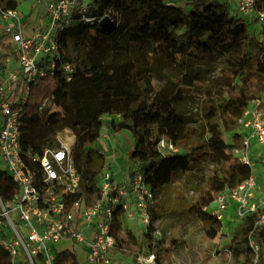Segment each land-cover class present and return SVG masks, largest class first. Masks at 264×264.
Masks as SVG:
<instances>
[{
	"label": "trees",
	"instance_id": "16d2710c",
	"mask_svg": "<svg viewBox=\"0 0 264 264\" xmlns=\"http://www.w3.org/2000/svg\"><path fill=\"white\" fill-rule=\"evenodd\" d=\"M17 5V0L1 1L3 7ZM255 7L264 11V0H255ZM86 17L91 20L76 16L58 37L60 59L73 63L70 75L57 70L33 85L27 95L21 116V155L27 157L42 146L57 144L56 132L70 130L75 137L72 157L80 174V190L70 199L83 196L86 204L99 195L97 177L106 158L97 141L103 128L126 130L132 136L133 147L126 157L137 163V171L154 197L173 174L189 171L205 160L215 169L207 191L188 211L213 226V236L221 222L202 207L250 174V166L239 162L231 149L242 145L237 129L245 108L264 93V41L251 33L242 17L230 13L225 0H92ZM104 17L108 23L103 25ZM4 39L0 34L1 55L7 49ZM213 56H218L222 65L212 92L205 96L206 137L185 145L183 152L163 153L157 146L160 138L174 143L186 133L176 106L185 100V87L198 79L183 73L188 62ZM44 100L48 104L40 111ZM0 189L5 200L18 191L1 168ZM149 212L150 224L141 240L122 231L121 212L115 214L112 226L117 249L124 245L137 250L147 247L157 254L167 251L162 240L154 241L151 235L152 204ZM257 220L256 213H249L233 225L222 246L231 252L232 264H246L250 259V235L259 246L258 264H264V226ZM0 264H10L2 249ZM55 264L78 262L63 250L56 254Z\"/></svg>",
	"mask_w": 264,
	"mask_h": 264
},
{
	"label": "built area",
	"instance_id": "2783aa9c",
	"mask_svg": "<svg viewBox=\"0 0 264 264\" xmlns=\"http://www.w3.org/2000/svg\"><path fill=\"white\" fill-rule=\"evenodd\" d=\"M1 1L0 34L6 36L3 45L7 49L0 54V168L17 184L18 191L11 199L0 195V249L6 251L10 264H55L56 254L63 250L76 258V247L84 256L82 262L76 259L78 264H119L115 253L121 257L128 251L134 254V264H172L147 247L137 250L135 246L127 249L121 245L117 249L112 226L117 212H121V227L124 219L136 215L143 231L150 224L149 208L154 195L138 167L134 165L133 174L126 173L122 181L114 179L112 170L103 169L97 177L99 195L86 204L83 196L70 199L80 190L72 136L64 140L55 136L57 144L42 146L27 157L21 155V116L27 95L43 77L57 70L67 76L73 71L72 62L60 59L58 37L76 16L91 20L86 11L92 0H39L45 11L31 27H25L17 6L3 7ZM234 10L259 22L264 20V11L256 10L255 0H238L235 7L229 6L231 13ZM46 104L48 100L42 102L40 111ZM238 124L242 145L232 147L231 153L250 166V174L236 187L220 191L202 210L221 225L229 209L237 221L256 213L258 223L264 226V189L259 188L251 160L253 147L264 146V101L253 100ZM157 146L163 153L176 151L174 143L163 137ZM151 235L154 241L162 240L155 225ZM248 244L252 255L246 264H258L259 246L251 235ZM134 247L136 250H132ZM224 251L228 256L225 264H232L231 252Z\"/></svg>",
	"mask_w": 264,
	"mask_h": 264
},
{
	"label": "rangeland",
	"instance_id": "374dc122",
	"mask_svg": "<svg viewBox=\"0 0 264 264\" xmlns=\"http://www.w3.org/2000/svg\"><path fill=\"white\" fill-rule=\"evenodd\" d=\"M225 1H228L229 6L231 4L235 7L238 0ZM17 2V9L22 14L25 27L27 25L31 27L40 21L45 11L42 1L17 0ZM232 14L242 17L248 23L251 33L264 41V20L259 22L255 17L243 16L235 13V10ZM6 44L9 47L8 41ZM69 53L74 55V52L70 50ZM221 65V59L218 56L188 62L187 70L183 73L194 75L198 79L192 86L185 87V100L176 106L178 119L186 132L176 138L174 142L176 151L183 152L185 145L193 144L206 137L203 121L205 96L212 92L214 81L220 74ZM260 99L264 101V93L261 94ZM55 136L61 140L72 136L75 140L68 129L57 131ZM224 138L229 141V134H225ZM133 143L132 136L126 130L116 132L109 128L102 129L97 146L106 158L104 169L112 170L114 179L117 181L125 179L126 173L133 171L134 165L138 166L135 161L132 162L126 157V152L133 147ZM251 160L255 165L259 188L264 189V146L253 147ZM0 166H2L1 160ZM214 169L213 164L200 160L191 170L173 174L170 182L162 185L155 193L152 202L155 215L153 225L161 234L162 246L167 249L161 253V256L169 263L225 264L228 260L222 246L229 240L233 225L237 222L233 210L227 211L220 229L213 236V226L197 220L188 211L189 207L207 191ZM141 225V220L136 215L132 219H124L121 229L132 232L141 240L143 232ZM76 250V259L82 262L83 253L79 247H76ZM128 252L121 257L118 252L115 253L119 264H134V254ZM67 257H70V254H67Z\"/></svg>",
	"mask_w": 264,
	"mask_h": 264
},
{
	"label": "water",
	"instance_id": "95a60500",
	"mask_svg": "<svg viewBox=\"0 0 264 264\" xmlns=\"http://www.w3.org/2000/svg\"><path fill=\"white\" fill-rule=\"evenodd\" d=\"M101 23L104 25V24H107L108 23V18L107 17H104L101 21Z\"/></svg>",
	"mask_w": 264,
	"mask_h": 264
},
{
	"label": "bare ground",
	"instance_id": "6f19581e",
	"mask_svg": "<svg viewBox=\"0 0 264 264\" xmlns=\"http://www.w3.org/2000/svg\"><path fill=\"white\" fill-rule=\"evenodd\" d=\"M73 138L71 137L70 140H72Z\"/></svg>",
	"mask_w": 264,
	"mask_h": 264
},
{
	"label": "crops",
	"instance_id": "0c3cea01",
	"mask_svg": "<svg viewBox=\"0 0 264 264\" xmlns=\"http://www.w3.org/2000/svg\"><path fill=\"white\" fill-rule=\"evenodd\" d=\"M132 149V147L130 148V150Z\"/></svg>",
	"mask_w": 264,
	"mask_h": 264
}]
</instances>
